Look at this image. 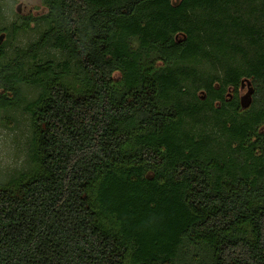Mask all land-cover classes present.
Masks as SVG:
<instances>
[{
	"label": "trees",
	"instance_id": "obj_1",
	"mask_svg": "<svg viewBox=\"0 0 264 264\" xmlns=\"http://www.w3.org/2000/svg\"><path fill=\"white\" fill-rule=\"evenodd\" d=\"M41 1L2 29L31 167L0 183V264H264V0Z\"/></svg>",
	"mask_w": 264,
	"mask_h": 264
},
{
	"label": "rangeland",
	"instance_id": "obj_2",
	"mask_svg": "<svg viewBox=\"0 0 264 264\" xmlns=\"http://www.w3.org/2000/svg\"><path fill=\"white\" fill-rule=\"evenodd\" d=\"M45 12L46 9L41 0H0V34L5 35L2 29L8 28L13 23L18 24L21 23L22 19L39 17ZM28 24V28H25L20 34L8 41L4 51L7 57H10L17 51L26 50L28 45L37 39L41 32L40 27L30 22V20ZM5 38L6 35L3 42ZM43 58L52 60L55 64L60 60L58 52L50 48L45 51ZM56 72L58 73V70ZM119 78L118 73L113 74L114 80H118ZM243 80L247 79H242L241 81ZM246 93V84H243L242 88L240 85L237 92L238 102ZM226 95L232 97L233 92L228 90ZM27 120V115L19 111L10 110L8 112H1L0 183L4 184L8 182L11 178L17 176L18 173L28 172L31 167L28 159V140L30 133Z\"/></svg>",
	"mask_w": 264,
	"mask_h": 264
},
{
	"label": "water",
	"instance_id": "obj_3",
	"mask_svg": "<svg viewBox=\"0 0 264 264\" xmlns=\"http://www.w3.org/2000/svg\"><path fill=\"white\" fill-rule=\"evenodd\" d=\"M4 37H5L4 34H0V45L2 44ZM243 84H246V86H247V93L243 98L240 99L239 103H240V106L242 109H246L250 105L251 96L253 94V89H252L250 82L248 80L241 81V88H242Z\"/></svg>",
	"mask_w": 264,
	"mask_h": 264
}]
</instances>
